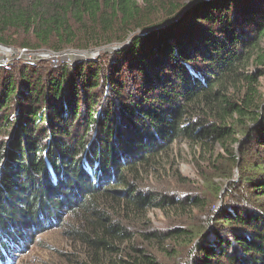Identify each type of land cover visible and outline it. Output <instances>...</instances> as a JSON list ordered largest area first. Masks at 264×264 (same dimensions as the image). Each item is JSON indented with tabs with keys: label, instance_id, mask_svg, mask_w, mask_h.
I'll return each mask as SVG.
<instances>
[{
	"label": "trees",
	"instance_id": "trees-1",
	"mask_svg": "<svg viewBox=\"0 0 264 264\" xmlns=\"http://www.w3.org/2000/svg\"><path fill=\"white\" fill-rule=\"evenodd\" d=\"M185 3L0 0V44L14 31L32 38L22 47L53 52L122 44ZM262 76L264 0L195 3L89 59L0 65V264L9 243L59 208L81 247L70 264H163L158 253L181 256L176 264H264ZM178 139L212 156L221 148L231 169L220 205L196 226L187 217L205 209L203 197L141 180ZM155 209L180 223L151 227Z\"/></svg>",
	"mask_w": 264,
	"mask_h": 264
},
{
	"label": "rangeland",
	"instance_id": "rangeland-1",
	"mask_svg": "<svg viewBox=\"0 0 264 264\" xmlns=\"http://www.w3.org/2000/svg\"><path fill=\"white\" fill-rule=\"evenodd\" d=\"M10 36L11 38H8V40L13 43L10 46L4 45L3 49H11L12 54L9 53L4 59L11 58L14 60L0 65H8L15 61H22L21 59H17L21 50L24 49L20 44L24 41L33 43L29 35L14 31L9 33V37ZM106 46L107 45L101 47ZM25 49L28 50L25 52H34V55H28L30 59L34 58L36 56L35 54L50 51L46 47L36 48L28 46V48ZM94 49L77 50L68 47L63 51H91ZM103 52L101 51L100 53ZM63 61L64 59L59 62ZM259 82L260 90L264 93V76L259 78ZM233 147L239 158L241 156L240 144H233ZM221 151V148H215L214 156H212L208 152H202L199 146L190 145L178 139L169 145L168 149L161 154V158L159 157L161 159L159 169L154 173L142 176L141 180H143V187L167 192L175 196L196 194L203 197L202 199L205 200L207 204L205 209L203 211L192 209L195 211L193 212L194 216L190 214V216L187 217L190 219L188 223L196 226L199 224L201 216H204L205 211L207 212L210 208L213 209V207L220 205L223 192L229 185V179L226 180L223 174L229 173L231 169H229L226 161H223V158L216 157V154ZM213 161H215V165L219 169V172L213 167ZM231 174L232 178L237 179L239 174L238 168L233 167ZM57 214L59 217L57 216L54 221L45 222L43 225H40V227L30 229L23 240H17V243L12 246L9 243V247L2 251L5 257L9 256L4 262L6 264H70L71 260L76 258L81 247H79V244L74 242L67 233V229L72 223L70 214L65 208H59ZM148 217L151 220L150 224L153 228L166 229L180 223L178 218L174 217L173 214L162 212L158 209L149 211ZM135 227H138V225H135ZM166 247L168 250H172V246L169 245ZM156 255L163 264H176L181 260V256L179 255L176 258L166 255L165 253H158Z\"/></svg>",
	"mask_w": 264,
	"mask_h": 264
},
{
	"label": "water",
	"instance_id": "water-1",
	"mask_svg": "<svg viewBox=\"0 0 264 264\" xmlns=\"http://www.w3.org/2000/svg\"><path fill=\"white\" fill-rule=\"evenodd\" d=\"M202 1H204V0H196L194 2H189L186 0L184 7H182L176 14H174L166 22H163V23H161V24H159L153 28L146 29L142 32L138 31V32L132 33L129 37L126 38L125 42H123L120 45L112 44L110 46L101 47V48L94 49L91 51H69V50H65V51H61V52L45 51V52H41V54H36V56L34 58H32V59L29 58V59L32 61H36L38 59H46V60L50 61L51 63H59L60 60H63V59L66 60L68 57L71 59L76 58L78 60L79 59H89L91 57L97 56L98 54H100L101 51L103 52V51H107V50H114V49H118L120 47L127 45L129 43V41L131 40V38L136 34H143L145 32H148L149 30H153L155 28L163 27V26H166V25L172 23L175 19L178 18V16L180 14H182L190 6H192L195 3L202 2ZM0 47L4 48V45L0 44ZM25 51H28V50L25 49ZM24 52H23V56H27V54H25ZM32 53H34V52H32ZM27 58H28V56H27Z\"/></svg>",
	"mask_w": 264,
	"mask_h": 264
},
{
	"label": "bare ground",
	"instance_id": "bare-ground-1",
	"mask_svg": "<svg viewBox=\"0 0 264 264\" xmlns=\"http://www.w3.org/2000/svg\"><path fill=\"white\" fill-rule=\"evenodd\" d=\"M9 53L12 54V50L11 49H3L2 47H0V62L7 60V59H4V58H6V56H8ZM26 54H27V56L31 55V54L34 55V53H31V52H27Z\"/></svg>",
	"mask_w": 264,
	"mask_h": 264
},
{
	"label": "built area",
	"instance_id": "built-area-1",
	"mask_svg": "<svg viewBox=\"0 0 264 264\" xmlns=\"http://www.w3.org/2000/svg\"><path fill=\"white\" fill-rule=\"evenodd\" d=\"M25 51V49H22L21 50V52L19 53V55H18V58L17 59H21L22 61H27V62H31L32 60H30L29 59V57L27 58V56H23V52ZM25 54H26V52H24ZM12 60H14V59H7V60H5V61H2V62H0V64H6L8 61H12Z\"/></svg>",
	"mask_w": 264,
	"mask_h": 264
}]
</instances>
